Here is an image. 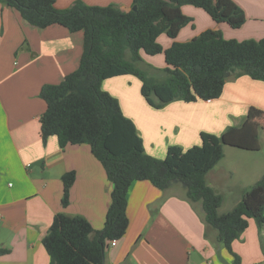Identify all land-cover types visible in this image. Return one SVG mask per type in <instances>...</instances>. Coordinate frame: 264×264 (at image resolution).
<instances>
[{
	"label": "crops",
	"instance_id": "obj_1",
	"mask_svg": "<svg viewBox=\"0 0 264 264\" xmlns=\"http://www.w3.org/2000/svg\"><path fill=\"white\" fill-rule=\"evenodd\" d=\"M54 1L57 9L76 1L89 6L114 5L125 13L133 7V0ZM233 1L246 16L241 28L217 23L202 9L185 5L182 12L193 23L182 28L175 41H190L206 30L219 31L227 40L263 38L264 0ZM158 42L166 49L173 41L162 35ZM82 51V32L70 33L59 25L35 28L19 12L0 4V264H50L42 239L58 213L82 216L95 230L103 227L112 185L101 163L86 144L61 148L55 136L43 143L40 134V117L46 108L40 88L58 84L75 71ZM149 59L155 60L153 56ZM101 89L118 101L123 115L135 124L145 153L160 160L170 146L186 150L199 145L201 132L220 136L226 128L241 125L251 107L264 112V81L246 75L228 78L217 99L175 100L160 109L147 104L135 76L106 79ZM259 124L260 141L264 116ZM233 155L239 157L237 165H223L224 155L205 177L216 193L226 191L229 197H236L231 209L247 189L238 190L237 181H227L241 165L245 168L242 162L257 161L256 155ZM69 172L75 174V180L68 204L63 206L61 179ZM224 200L219 213H225L221 211ZM127 216V231L115 246L109 245L104 264L232 262L229 252L216 241V232L205 225L201 203L189 201L179 184L160 190L148 181H134L127 193ZM232 249L241 264H264V228L249 219Z\"/></svg>",
	"mask_w": 264,
	"mask_h": 264
},
{
	"label": "trees",
	"instance_id": "obj_2",
	"mask_svg": "<svg viewBox=\"0 0 264 264\" xmlns=\"http://www.w3.org/2000/svg\"><path fill=\"white\" fill-rule=\"evenodd\" d=\"M0 4L19 12L35 28L59 25L70 33H83L77 69L60 83L40 88L39 97L46 105L40 134L43 143L55 136L61 148L90 147L112 185L110 205L100 230L82 216L56 214L42 239L50 264H104L109 243L121 240L129 226L127 193L134 181H148L160 190L181 185L189 201L201 203L205 225L216 232V241L233 258L231 264H241L232 243L247 229L249 219L264 228V174L225 213H219L223 197L206 184L205 177L223 159L225 146L260 150L259 120L264 112L251 107L241 125L226 128L220 136L201 132L199 145L186 150L170 146L160 160L145 153L135 124L101 83L135 76L147 104L160 109L175 100L217 99L230 77L264 81V37L227 40L219 31L206 30L190 41H175L180 30L193 23L182 6L202 9L213 21L232 29L245 24L244 11L233 0H133L136 11L126 13L114 5L89 6L81 1L66 9H57L54 0H0ZM162 35L173 41L169 48L158 42ZM142 53L164 55L161 81L136 67ZM61 180V203L66 206L75 174L66 173Z\"/></svg>",
	"mask_w": 264,
	"mask_h": 264
},
{
	"label": "rangeland",
	"instance_id": "obj_3",
	"mask_svg": "<svg viewBox=\"0 0 264 264\" xmlns=\"http://www.w3.org/2000/svg\"><path fill=\"white\" fill-rule=\"evenodd\" d=\"M163 55V54H162ZM147 57V59H146ZM148 55L141 54V60L137 62L135 65L138 67L140 70L145 72L149 77L154 78L155 80L161 81L164 76V69L166 67L165 61L163 56L161 55H155L153 56L155 60L149 59ZM125 58L129 60L130 54L129 52H126ZM160 60V65L159 64ZM224 160L222 161L223 165H227L228 168H231L233 165H237L239 163V160L236 155H246L247 157L256 155V163H254L253 159H247L244 163L242 164L245 166V168L241 165L239 167V171L237 174L235 173L234 176L228 180L227 182L229 184H233L235 181L238 182V187H236L238 190H246L252 187L259 179V174H264V132L260 131V154L259 153H253V152H248L244 150H239L237 148H232L229 146L224 147ZM249 155V156H248ZM259 159V160H258ZM241 164V163H240ZM256 166V168L252 171H250L248 168ZM261 178V177H260ZM226 182V181H225ZM229 189V188H228ZM229 192H224L221 196L225 198L222 212H227L231 207L233 206V202L235 200V196L232 194L229 197ZM236 194V193H234Z\"/></svg>",
	"mask_w": 264,
	"mask_h": 264
},
{
	"label": "built area",
	"instance_id": "obj_4",
	"mask_svg": "<svg viewBox=\"0 0 264 264\" xmlns=\"http://www.w3.org/2000/svg\"><path fill=\"white\" fill-rule=\"evenodd\" d=\"M109 244H110V246H115L116 245V241H111Z\"/></svg>",
	"mask_w": 264,
	"mask_h": 264
},
{
	"label": "water",
	"instance_id": "obj_5",
	"mask_svg": "<svg viewBox=\"0 0 264 264\" xmlns=\"http://www.w3.org/2000/svg\"><path fill=\"white\" fill-rule=\"evenodd\" d=\"M136 9H137L136 6H133V7H132V10H133V11H136ZM225 77H228V74H227V73L225 74Z\"/></svg>",
	"mask_w": 264,
	"mask_h": 264
}]
</instances>
